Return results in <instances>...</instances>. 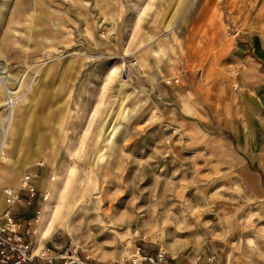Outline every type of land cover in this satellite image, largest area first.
<instances>
[{
	"label": "rangeland",
	"instance_id": "obj_1",
	"mask_svg": "<svg viewBox=\"0 0 264 264\" xmlns=\"http://www.w3.org/2000/svg\"><path fill=\"white\" fill-rule=\"evenodd\" d=\"M12 111L0 189L41 173L36 250L264 264V0H0V139Z\"/></svg>",
	"mask_w": 264,
	"mask_h": 264
},
{
	"label": "built area",
	"instance_id": "obj_2",
	"mask_svg": "<svg viewBox=\"0 0 264 264\" xmlns=\"http://www.w3.org/2000/svg\"><path fill=\"white\" fill-rule=\"evenodd\" d=\"M137 63L125 67V75L130 76V71ZM236 80L240 77V69H233ZM238 81L234 88L239 89ZM14 100L8 96L7 109H12ZM2 139L4 136V128ZM0 139V174L1 157L4 145ZM39 167H43L39 165ZM41 173L28 172L24 175L19 189L6 187L0 190L5 197L6 209L0 214V264H215L216 256L213 254L199 255L194 260L182 257H169L162 250L147 252L142 246H138L135 253L128 258L116 261H100L91 255L85 247L69 246L61 250L38 249L32 238L37 231L33 220L42 213V201H46L47 195L42 194L38 188ZM25 202L27 211L21 213L14 210L16 205Z\"/></svg>",
	"mask_w": 264,
	"mask_h": 264
},
{
	"label": "bare ground",
	"instance_id": "obj_3",
	"mask_svg": "<svg viewBox=\"0 0 264 264\" xmlns=\"http://www.w3.org/2000/svg\"><path fill=\"white\" fill-rule=\"evenodd\" d=\"M14 104H15V102H14ZM13 107H14V105H13ZM13 107H12V109H13ZM12 109H10V111L12 110ZM15 109V108H14ZM14 111V110H13ZM13 111H12V113H10V116H9V118H7L8 119V121H9V128L7 129V131L5 132L4 131V136H3V139H2V141H1V143L4 145V148H3V153H2V157H1V163H2V160H5L6 162H7V169L9 168V170L10 171H12V169H13V164H12V159L10 158V157H8L7 156V154L4 156V150H5V148H9V144H8V139H9V135H11V132H12V130L14 129V125H16L17 124V121H18V119H19V116L18 117H15L14 118V116H13ZM12 118H14V119H12ZM16 128V127H15ZM11 131V132H10ZM13 135L12 136H14V133H12ZM17 173H19L18 171V169L17 170H15ZM14 173V172H12V173H6V171L5 172H3V173H1L0 174V185L1 186H3V184H5V183H8V184H12L15 180H16V177H17V173ZM65 196H67V195H65ZM51 197V194H49V196L47 197V199H46V202H49L50 201V198ZM61 205H59V208L58 209H56V211L55 212H52L48 207H47V205L45 206V213H44V220L46 219V217L48 216H51V215H53L54 214V216L55 215H57V212L59 211V209H61ZM7 207H6V204H5V197H4V195H3V199L2 198H0V212L2 213V211L3 210H5ZM48 223V222H47ZM43 227V226H42Z\"/></svg>",
	"mask_w": 264,
	"mask_h": 264
},
{
	"label": "crops",
	"instance_id": "obj_4",
	"mask_svg": "<svg viewBox=\"0 0 264 264\" xmlns=\"http://www.w3.org/2000/svg\"><path fill=\"white\" fill-rule=\"evenodd\" d=\"M186 74H185V76L183 75L181 78L182 79L181 81L183 84H188V82L190 81V76L188 75V73H186ZM176 81L179 82L180 80H176ZM192 82L195 83L194 79ZM188 93L192 94L193 92L191 91V89H189L188 92L185 93L186 97L188 96L187 95ZM174 97L176 98L175 95H174ZM195 98H197V97L195 96ZM173 103H176L177 105L183 104V103L179 102V99H177L176 101H173ZM190 108H191V110H193L197 114V115L192 116L195 121H200L202 123L205 122L206 123L205 124L206 129L209 130V132L214 131L215 121H216V119H215L216 115L214 113L213 114L207 113V111H205L203 107L197 108V107L190 106ZM175 111H176V108H173L170 110L171 114H173V115L175 114Z\"/></svg>",
	"mask_w": 264,
	"mask_h": 264
}]
</instances>
